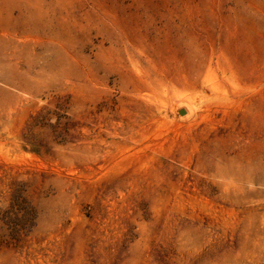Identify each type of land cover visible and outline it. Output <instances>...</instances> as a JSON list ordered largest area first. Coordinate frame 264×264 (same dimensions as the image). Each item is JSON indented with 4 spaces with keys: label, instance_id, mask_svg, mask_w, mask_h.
Segmentation results:
<instances>
[{
    "label": "rangeland",
    "instance_id": "374dc122",
    "mask_svg": "<svg viewBox=\"0 0 264 264\" xmlns=\"http://www.w3.org/2000/svg\"><path fill=\"white\" fill-rule=\"evenodd\" d=\"M0 264H264V0H0Z\"/></svg>",
    "mask_w": 264,
    "mask_h": 264
},
{
    "label": "water",
    "instance_id": "95a60500",
    "mask_svg": "<svg viewBox=\"0 0 264 264\" xmlns=\"http://www.w3.org/2000/svg\"><path fill=\"white\" fill-rule=\"evenodd\" d=\"M184 113V110H179V114H183Z\"/></svg>",
    "mask_w": 264,
    "mask_h": 264
}]
</instances>
